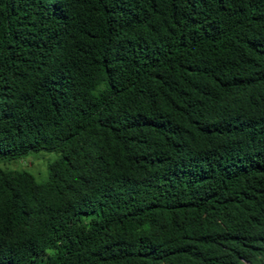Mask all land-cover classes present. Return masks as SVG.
<instances>
[{"label":"trees","instance_id":"1","mask_svg":"<svg viewBox=\"0 0 264 264\" xmlns=\"http://www.w3.org/2000/svg\"><path fill=\"white\" fill-rule=\"evenodd\" d=\"M0 264H264V0H0Z\"/></svg>","mask_w":264,"mask_h":264},{"label":"rangeland","instance_id":"2","mask_svg":"<svg viewBox=\"0 0 264 264\" xmlns=\"http://www.w3.org/2000/svg\"><path fill=\"white\" fill-rule=\"evenodd\" d=\"M58 157L57 153L41 151L28 156L0 164L2 169L18 170L31 174L37 182H43L48 176V165Z\"/></svg>","mask_w":264,"mask_h":264}]
</instances>
